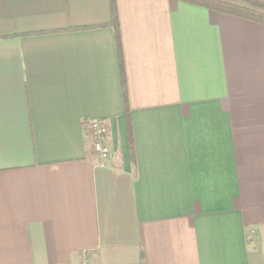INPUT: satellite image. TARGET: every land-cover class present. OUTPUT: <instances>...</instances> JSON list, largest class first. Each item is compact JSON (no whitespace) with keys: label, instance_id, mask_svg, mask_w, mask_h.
<instances>
[{"label":"crops","instance_id":"0c3cea01","mask_svg":"<svg viewBox=\"0 0 264 264\" xmlns=\"http://www.w3.org/2000/svg\"><path fill=\"white\" fill-rule=\"evenodd\" d=\"M114 1L132 149L109 0H0V264H264V24Z\"/></svg>","mask_w":264,"mask_h":264},{"label":"trees","instance_id":"16d2710c","mask_svg":"<svg viewBox=\"0 0 264 264\" xmlns=\"http://www.w3.org/2000/svg\"><path fill=\"white\" fill-rule=\"evenodd\" d=\"M194 5L203 6L209 9L217 10L226 14L248 19L254 22L264 24V0H182ZM110 20L107 26L111 27L115 34V40L118 50L119 66L123 85L124 110L127 122V131L130 149L133 148L132 130L130 124L129 106L124 84V70L120 44V31L118 25V16L114 0H109Z\"/></svg>","mask_w":264,"mask_h":264},{"label":"built area","instance_id":"2783aa9c","mask_svg":"<svg viewBox=\"0 0 264 264\" xmlns=\"http://www.w3.org/2000/svg\"><path fill=\"white\" fill-rule=\"evenodd\" d=\"M87 133L91 140L93 152L101 160L110 159L113 154L107 142L108 128L104 120L94 119L87 124ZM82 264H89L83 259Z\"/></svg>","mask_w":264,"mask_h":264}]
</instances>
